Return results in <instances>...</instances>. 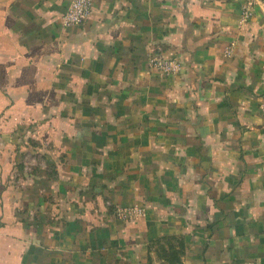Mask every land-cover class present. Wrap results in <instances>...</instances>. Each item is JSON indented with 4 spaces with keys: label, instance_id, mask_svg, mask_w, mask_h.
I'll list each match as a JSON object with an SVG mask.
<instances>
[{
    "label": "crops",
    "instance_id": "0c3cea01",
    "mask_svg": "<svg viewBox=\"0 0 264 264\" xmlns=\"http://www.w3.org/2000/svg\"><path fill=\"white\" fill-rule=\"evenodd\" d=\"M70 1L0 0V264H264V3Z\"/></svg>",
    "mask_w": 264,
    "mask_h": 264
},
{
    "label": "built area",
    "instance_id": "2783aa9c",
    "mask_svg": "<svg viewBox=\"0 0 264 264\" xmlns=\"http://www.w3.org/2000/svg\"><path fill=\"white\" fill-rule=\"evenodd\" d=\"M264 0H245L241 7V23H246L252 18L255 8L263 5ZM94 0H71L66 12L64 13L61 24L63 27L71 28L74 26L83 25L90 18L94 9ZM227 55L232 54V49L226 51ZM155 67L166 75H174L182 69L181 64L172 58L163 60H155ZM260 112L264 116V104L260 107ZM143 210L138 207L134 208H119L118 216L124 220H131L141 216Z\"/></svg>",
    "mask_w": 264,
    "mask_h": 264
}]
</instances>
